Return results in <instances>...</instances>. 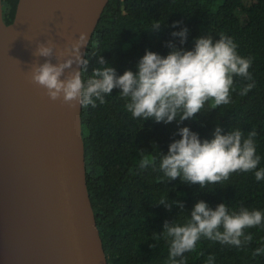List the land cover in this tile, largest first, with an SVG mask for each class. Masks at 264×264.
<instances>
[{
    "label": "trees",
    "instance_id": "16d2710c",
    "mask_svg": "<svg viewBox=\"0 0 264 264\" xmlns=\"http://www.w3.org/2000/svg\"><path fill=\"white\" fill-rule=\"evenodd\" d=\"M18 0H2L3 19L10 24ZM175 22H179L173 27ZM158 30H149L154 24ZM187 28L181 44L174 31ZM224 34L237 44L238 54L252 57L249 69L253 80L234 77L231 103L213 108L206 103L193 119L165 124L154 119L133 118L125 99L114 88L105 103L82 108L87 185L109 264H166L168 242L159 237L165 221L184 223L195 203L203 200L215 209L225 203L230 210L241 207L264 212V180L254 171L232 173L222 184L182 183L169 180L159 168L160 152L179 139L178 129L189 127L203 139H212L219 125L222 134L240 129L245 137L253 129L256 153L261 157L256 170L264 168V0H109L88 45L87 79L103 56L117 75L138 71L137 64L146 50L166 56L172 48L191 50L196 38L211 35L213 41ZM254 83L246 95L240 90ZM156 158L155 166L141 169V153ZM160 151V152H159ZM161 198L182 202L180 208L159 204ZM253 236L242 248L202 238L194 251L186 252V264H264V254L253 256L264 247V224L246 230ZM155 245V247H152ZM181 259L180 257L177 258Z\"/></svg>",
    "mask_w": 264,
    "mask_h": 264
},
{
    "label": "water",
    "instance_id": "95a60500",
    "mask_svg": "<svg viewBox=\"0 0 264 264\" xmlns=\"http://www.w3.org/2000/svg\"><path fill=\"white\" fill-rule=\"evenodd\" d=\"M108 1L18 0L7 24L0 0V264H109L87 185L83 107L29 80L47 59L33 55L37 44L54 43L52 63L80 32L89 45Z\"/></svg>",
    "mask_w": 264,
    "mask_h": 264
},
{
    "label": "clouds",
    "instance_id": "9594fccd",
    "mask_svg": "<svg viewBox=\"0 0 264 264\" xmlns=\"http://www.w3.org/2000/svg\"><path fill=\"white\" fill-rule=\"evenodd\" d=\"M179 22H175V27ZM160 24H154L149 30H158ZM172 36H179L181 44L187 38V28L174 31ZM88 34L80 32L64 53L57 54L56 63H52L55 45L38 43L33 55L46 57L43 63H33L29 72L31 83L44 89L52 101L61 100L72 108L97 106L105 103V96L114 88L125 99V108L133 118H149L156 122L171 123L193 119L212 102V107L231 103V91L234 77L252 81L249 71L252 57L238 54L237 44L224 34L213 41L211 35L196 38L191 50L178 49L169 43L172 50L162 56L146 50L137 64L138 71L125 70L117 75L116 70L106 65L103 56L98 63L103 67L93 69L88 78V61L81 53V47L87 46ZM75 65V67H73ZM69 70V71H66ZM254 83H247L239 92L246 95ZM180 138L169 144L167 154L160 152L159 168L169 180L178 177L182 183L198 184L201 189L208 185L222 184L232 173L254 171L257 181L264 180V168L256 170L261 157L256 153L253 129L245 137L240 129L222 134L219 125L214 128L212 139H201L199 134L189 127L178 129ZM156 158L141 153L139 167L144 169L155 166ZM171 208L177 203L161 198L158 202ZM190 218L184 223L165 221L159 237L169 244L166 264H186L183 259L186 252L194 251L202 239L219 242L224 245L242 248L250 243L253 236L246 230L264 224V212L241 207L239 211L230 210L225 203L215 209L200 200L191 210ZM155 247V245H152ZM264 254V247L256 248L252 255ZM180 257L181 259H177ZM215 257L209 256L207 264H214Z\"/></svg>",
    "mask_w": 264,
    "mask_h": 264
}]
</instances>
